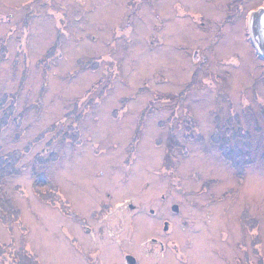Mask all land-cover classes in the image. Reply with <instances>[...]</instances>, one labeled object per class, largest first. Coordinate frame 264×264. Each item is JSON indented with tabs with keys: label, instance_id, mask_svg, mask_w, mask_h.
<instances>
[{
	"label": "rangeland",
	"instance_id": "obj_1",
	"mask_svg": "<svg viewBox=\"0 0 264 264\" xmlns=\"http://www.w3.org/2000/svg\"><path fill=\"white\" fill-rule=\"evenodd\" d=\"M260 7L0 0V101L13 95L0 105V155L17 156L5 191L20 209L11 227L0 221V264H78L73 238L109 251L105 264H264V58L248 24ZM232 114L243 134L234 123L220 150L216 119ZM223 151L249 164L238 173ZM49 184L54 204L35 193Z\"/></svg>",
	"mask_w": 264,
	"mask_h": 264
},
{
	"label": "trees",
	"instance_id": "obj_2",
	"mask_svg": "<svg viewBox=\"0 0 264 264\" xmlns=\"http://www.w3.org/2000/svg\"><path fill=\"white\" fill-rule=\"evenodd\" d=\"M55 48H57V46L51 48L46 53V55L48 57L52 56L53 52H55V50H54ZM52 50H54V51H52ZM78 63L79 64H82L83 67H86V65H87L86 64L87 62H84L82 60H80ZM173 96H174L173 94H170V96L168 95L167 97L173 98ZM9 98H13V95L6 94V96L2 97V99L0 101V105H4L5 103H7V101H8ZM14 101L15 100L13 99L12 102H11V104H9V106L7 107V109H6L7 110L6 111V114L7 115L9 113L8 110L11 109L12 107H14ZM150 108H152V107L148 106L146 108V110L143 111V114L142 115L145 116L146 115V112ZM174 115H175V113H173V116ZM6 117L7 116H4L3 117V120L4 121H6V119H7ZM234 117L235 116H233V114H232L231 117H229L228 120L226 121L227 123L225 122L223 124H220L218 117L216 119L217 127H216V130L214 131V133L212 134L211 138L216 133V135L220 138V140H222L221 143H220V147H219L220 150L224 149L225 145L228 144L226 141H228L230 143V134L232 133V127H233V124L234 123L237 124V127H238L237 128V131L241 132V129L242 128L239 125V121L236 120V119H233ZM181 119L182 118H179V122L181 121ZM193 119L194 118L191 116V118L184 117V119H182V120H183V123L184 124H186V123L189 124L191 121L193 122ZM169 120L171 121L172 120V117ZM192 125H193V123H192ZM192 125H190V127L193 128ZM190 127L188 126V128H187V130L185 132L187 138H189L191 136V134H189L190 132H188ZM66 129H68V132L67 133H64L63 138L69 140L70 141V144L72 146L74 144H76V143H79L80 140L79 139H76L77 138V134H74V132L78 131L77 130V126L70 125ZM234 133H236V132H234ZM241 134H243V132H241ZM221 135H222V137H221ZM169 140H175V139L172 136ZM245 142H246V146L249 147V145L251 143L250 142H247L246 140H245ZM235 145H236V143H235ZM235 148L238 149V146L236 145ZM236 149H235V151H238ZM172 150L173 149L169 148V151H168L169 154H167L168 156L172 153ZM230 151H232V150H230ZM230 151H228V153H230ZM223 154H224V157L226 159H229L228 157H226L227 154L224 151H223ZM248 154L247 153L245 154L247 158H242L241 153L238 152L237 155H233V157H231L232 159L231 158L229 159L230 161H233V159L235 158V156L239 158V162L238 163H234V161H233V164H234L233 167H235V169H236V171L238 173H242L243 170H244V168H245V166L249 164L248 163L249 162V160H248L249 159L248 158ZM16 157L17 156L16 155H13V153H9V156L8 155H0V221H2L4 224H6L7 225V228L8 227H11V225H12L11 224L12 223V220H11L12 217L14 218L15 221H17L18 218L20 217L19 216V214H20L19 207L15 206V204L13 203L12 198H10L7 195L6 191H5V186H6L5 184H6L7 180H8V178H10V176H12V175H16V173H17V167L15 165L16 164L15 163ZM263 160H264V158H263ZM210 183L211 182H209L208 180L205 181V182H203V187L208 188L209 187L208 185ZM52 188H53V185L52 184L51 185L49 184L48 186H45L44 185V188L43 187L42 188H39L38 186H36L35 193L38 194V196L40 197V200L41 201H44V202L49 203V204H54V202L57 199L58 193L56 192L57 189H54V188L52 189ZM244 212L245 213H244V216L243 217L246 220L244 219L243 224L246 227L254 228L253 226H254L255 220L253 218H251L248 214L246 215L247 209H245ZM253 239H254L253 240V243L254 242L258 243L259 239H257L256 237H253ZM3 245H5V244H3ZM3 245L0 243V248L3 247ZM9 247H11L10 244H9ZM254 252H255V254L257 253L256 250H254ZM245 257L248 258V255H246ZM257 258H258V260L261 261V257L259 255H257ZM238 264H242V262L241 263H238ZM259 264H261V263H259Z\"/></svg>",
	"mask_w": 264,
	"mask_h": 264
},
{
	"label": "flooded vegetation",
	"instance_id": "obj_3",
	"mask_svg": "<svg viewBox=\"0 0 264 264\" xmlns=\"http://www.w3.org/2000/svg\"><path fill=\"white\" fill-rule=\"evenodd\" d=\"M202 187H203V185H202ZM203 189H207V188L203 187L202 190ZM162 198H163V196H162ZM151 213H153V210ZM175 213H178V212H175ZM91 215L94 216L96 214L91 213L90 216ZM81 218H82V220L80 221L79 224L82 226L83 231L86 233L91 231V227L86 222L87 219L83 218V217H81ZM130 228L131 229L133 228V226L131 224L129 226V229ZM165 230L167 231L166 233H170V230L169 229L167 230V226H166ZM151 242H155V243L159 244V249L161 251H165V250H167V248H169L168 243L164 239H160V238L155 237V238H152ZM83 244H84L83 242L80 243L78 238L72 239V246L73 245L75 246V252L77 254V257L79 258L78 264H105V262L107 261V260H105V258H106L105 256L107 255L106 253H108L109 251L107 252V250H103V249L93 251L90 247L87 248L85 246H82ZM121 249H123L122 244L119 246V250H121ZM172 250L177 251L176 244ZM124 255H127L126 252H124Z\"/></svg>",
	"mask_w": 264,
	"mask_h": 264
},
{
	"label": "water",
	"instance_id": "obj_4",
	"mask_svg": "<svg viewBox=\"0 0 264 264\" xmlns=\"http://www.w3.org/2000/svg\"><path fill=\"white\" fill-rule=\"evenodd\" d=\"M250 14L249 34L255 46L256 54L264 58V7H260ZM171 209L175 212L179 210L176 204H173Z\"/></svg>",
	"mask_w": 264,
	"mask_h": 264
}]
</instances>
